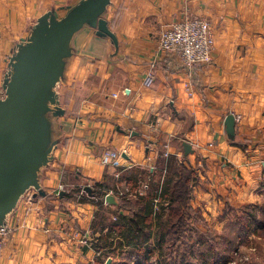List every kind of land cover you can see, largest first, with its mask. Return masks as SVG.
Returning a JSON list of instances; mask_svg holds the SVG:
<instances>
[{
	"label": "crops",
	"instance_id": "0c3cea01",
	"mask_svg": "<svg viewBox=\"0 0 264 264\" xmlns=\"http://www.w3.org/2000/svg\"><path fill=\"white\" fill-rule=\"evenodd\" d=\"M79 1L0 0V99L15 45L44 13L62 16L61 8ZM185 17L207 20L214 36L211 63L191 71L157 43L160 29ZM102 18L117 49L88 27L73 37L72 57L56 87L64 115L52 120L51 161L38 173L45 196L22 197L6 217L9 243L0 264H95L100 235L92 225L102 211L115 220L118 197L112 189L120 173L132 168L150 174L131 191L121 183L120 193L129 191L132 201L146 197L151 182L161 185L172 166L193 168L198 181L190 206L217 230L227 207L264 203V0H111ZM229 115L235 121L233 140L224 128ZM111 127L112 138L102 131ZM184 143L192 154L184 155ZM106 151L120 158L105 160ZM96 184L109 185L105 194L116 206L86 201L94 205L87 211L90 205L67 198L73 189L86 193L84 187L93 190ZM50 212L65 214L74 246L67 252L60 247L54 256L49 245L60 233L54 231L57 220L50 227ZM39 235H50V243L43 245ZM234 253L252 259L255 248ZM113 261L109 255L105 264Z\"/></svg>",
	"mask_w": 264,
	"mask_h": 264
},
{
	"label": "water",
	"instance_id": "95a60500",
	"mask_svg": "<svg viewBox=\"0 0 264 264\" xmlns=\"http://www.w3.org/2000/svg\"><path fill=\"white\" fill-rule=\"evenodd\" d=\"M110 2L80 0L61 8L62 16L56 10L44 13L8 57L0 99V227L28 190L34 191L33 197L45 196L38 173L51 161L52 120L64 115L56 87L72 57L73 37L88 27L117 49L116 37L102 18ZM224 128L228 140H233L232 115L225 118ZM182 147L185 156L192 154L188 143ZM91 191L84 187L89 196ZM105 201L116 206L111 195Z\"/></svg>",
	"mask_w": 264,
	"mask_h": 264
},
{
	"label": "trees",
	"instance_id": "16d2710c",
	"mask_svg": "<svg viewBox=\"0 0 264 264\" xmlns=\"http://www.w3.org/2000/svg\"><path fill=\"white\" fill-rule=\"evenodd\" d=\"M149 175L137 168L120 173L116 180L118 186L114 184L112 189L118 197L115 220L102 211L92 225V232L100 235L94 244L100 253L95 264H105L109 255L115 259L111 264H147L156 252L169 249L170 243L176 242V237L184 232L197 236L189 254L194 257V262L185 264H228L235 259L236 250L240 247L248 250L252 246L255 253L250 263H261L264 257V203L238 209L227 207L220 216L221 229L209 228L204 233L194 226L204 218L190 206L193 186L198 181L194 169L184 164L172 166L161 185L151 182L146 197L136 196V200H129V191L136 189ZM121 183L128 186V193H120ZM106 189H109L108 184H96L91 192L90 196L99 206L105 199ZM77 190L79 188L73 189L67 198ZM155 200L158 204H154ZM239 258L235 264H242V254Z\"/></svg>",
	"mask_w": 264,
	"mask_h": 264
},
{
	"label": "built area",
	"instance_id": "2783aa9c",
	"mask_svg": "<svg viewBox=\"0 0 264 264\" xmlns=\"http://www.w3.org/2000/svg\"><path fill=\"white\" fill-rule=\"evenodd\" d=\"M157 43L164 54L177 55L182 68L187 71L211 63L214 36L209 22L203 18L185 17L171 23L158 31ZM103 157L113 163L117 158H120L118 154L110 151L104 152ZM144 189H146L145 186ZM33 192L30 189L23 197L31 201ZM8 234L9 229L6 225L0 227V258L4 248L3 240ZM83 244H88L87 238L83 240ZM241 262L242 264H251L249 256L242 258Z\"/></svg>",
	"mask_w": 264,
	"mask_h": 264
},
{
	"label": "rangeland",
	"instance_id": "374dc122",
	"mask_svg": "<svg viewBox=\"0 0 264 264\" xmlns=\"http://www.w3.org/2000/svg\"><path fill=\"white\" fill-rule=\"evenodd\" d=\"M72 6H74V5H70L69 7H72ZM29 31H30V28H29V30L27 32L29 33ZM28 33L26 35H28ZM102 131L105 132L104 134L106 136H108V134L110 133L111 138H112L113 134H115V128H113V127H111L110 130H108V128H105ZM117 135L119 137L121 136V134H117ZM115 147H116V145H115ZM144 150H145V148L143 147L142 148V153L145 152ZM142 157H144V156H142ZM230 158H232V155H230ZM231 160L234 161L233 158ZM49 185L50 184L47 182L46 186H49ZM72 198L73 199L70 202L73 205H78V206L79 205H84V204L90 205L91 208L89 207L88 209H86L87 211H89L90 209L94 208V205L90 204V203H87L86 201H90L91 203H94L95 205L97 203V200L95 198H93L92 196H89L86 193H81V188H79V190H77L76 193L72 194ZM81 200H84V202H86V203L81 202ZM104 201H105V199H103L102 203H104ZM156 204H158V203H156ZM85 212H86L85 210L82 211V214L86 215ZM50 213H51L50 214V218H52V220L50 221V227H52L53 220H57V222L55 223L54 231H57V233H60V234L57 235L59 240H56V242L53 241L52 243H50V240H51L50 235H48L46 237L45 236L43 237L42 235H39L38 237L41 239L40 241H41V243L43 245L47 244V243H50L49 247H51L50 249H52V251H53L51 255L54 256V253L60 247L64 248L65 252H67V250L65 248L74 247V246H73V243H71L69 241L70 240L69 239V235H68V233H69L68 232V228L69 227H67L68 222L66 220L65 214L59 215L56 212H50ZM33 214H35V213H33ZM77 215L79 216V213L76 214V216ZM75 218H78V217H75ZM191 219H194V217L192 216ZM194 226H197V228L200 231L205 233V230H208L209 228H213L215 226V224L211 226L210 222H206L205 219H204L202 221L201 220L197 221L194 224ZM70 228H71V226H70ZM220 229L221 228H218V230H220ZM71 233H72V231H71ZM81 236H82V240L86 238V234H81ZM90 238H92L91 234H90ZM196 240H197V236L195 234H191L189 232H187V233L184 232L183 234L180 233L179 236L176 237V242L170 243V245H169L170 248L169 249H165V250H163L161 252L159 250L158 252H156L155 255H153L149 259L147 264H172V263L185 264L186 262H192L193 263L194 262L193 261L194 257H192L189 254H190V247H191V245L193 243H195ZM150 241L152 242V240H150ZM8 243H9V236L5 237L4 240H3L4 246L7 245ZM66 243H69V245L67 247L65 246ZM3 250H4V248H3ZM241 252L244 253L246 251H240L239 253H241ZM2 253H3V251H2ZM234 255H235V260L233 259L234 262H236L237 260H240V258H239L240 255L239 254L234 253ZM249 258H250V256H249ZM1 260H2V255H1V258H0V262H1ZM233 260L231 261L232 263H233Z\"/></svg>",
	"mask_w": 264,
	"mask_h": 264
}]
</instances>
